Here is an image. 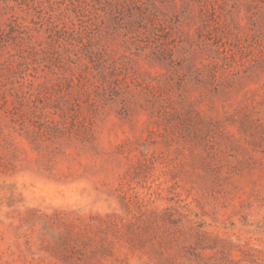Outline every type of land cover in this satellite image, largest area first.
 Masks as SVG:
<instances>
[{"label":"rangeland","instance_id":"374dc122","mask_svg":"<svg viewBox=\"0 0 264 264\" xmlns=\"http://www.w3.org/2000/svg\"><path fill=\"white\" fill-rule=\"evenodd\" d=\"M0 264H264V0H0Z\"/></svg>","mask_w":264,"mask_h":264}]
</instances>
